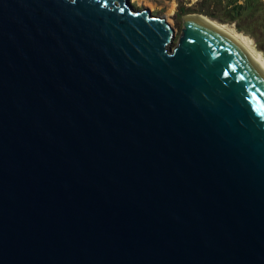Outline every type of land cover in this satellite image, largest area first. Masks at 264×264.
Here are the masks:
<instances>
[{
    "label": "water",
    "instance_id": "95a60500",
    "mask_svg": "<svg viewBox=\"0 0 264 264\" xmlns=\"http://www.w3.org/2000/svg\"><path fill=\"white\" fill-rule=\"evenodd\" d=\"M129 0H0V264H264V77Z\"/></svg>",
    "mask_w": 264,
    "mask_h": 264
},
{
    "label": "trees",
    "instance_id": "16d2710c",
    "mask_svg": "<svg viewBox=\"0 0 264 264\" xmlns=\"http://www.w3.org/2000/svg\"><path fill=\"white\" fill-rule=\"evenodd\" d=\"M188 4V3H186ZM179 13L204 15L220 24L233 25L241 33L255 41L262 49L264 40V2L262 0H197L189 7L179 8Z\"/></svg>",
    "mask_w": 264,
    "mask_h": 264
},
{
    "label": "rangeland",
    "instance_id": "374dc122",
    "mask_svg": "<svg viewBox=\"0 0 264 264\" xmlns=\"http://www.w3.org/2000/svg\"><path fill=\"white\" fill-rule=\"evenodd\" d=\"M196 1L197 0H194V1L193 0H129V3H130V6L135 10L147 9L153 15L165 17L167 22L175 30V39H174V44H173V47H174L177 44L178 39L181 35L182 28H183V17L185 16L179 13V8L184 5L189 7ZM262 1L264 2V0ZM186 15H189V14H186ZM229 26L234 28L233 25H229ZM251 40L254 44V47L258 51H260L264 56V40L262 41V45H261L263 50H259L257 48V45L255 44V41L253 39Z\"/></svg>",
    "mask_w": 264,
    "mask_h": 264
},
{
    "label": "bare ground",
    "instance_id": "6f19581e",
    "mask_svg": "<svg viewBox=\"0 0 264 264\" xmlns=\"http://www.w3.org/2000/svg\"><path fill=\"white\" fill-rule=\"evenodd\" d=\"M203 23L235 43L264 77V56L254 47V44L249 37L238 33L233 27L227 24H220L207 17L203 18Z\"/></svg>",
    "mask_w": 264,
    "mask_h": 264
}]
</instances>
